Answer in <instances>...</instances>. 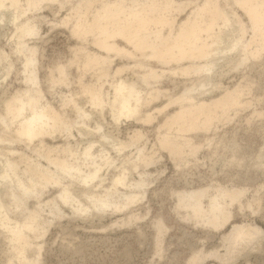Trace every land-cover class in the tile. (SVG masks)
<instances>
[{"label":"rangeland","instance_id":"rangeland-1","mask_svg":"<svg viewBox=\"0 0 264 264\" xmlns=\"http://www.w3.org/2000/svg\"><path fill=\"white\" fill-rule=\"evenodd\" d=\"M121 1L128 7L134 4L143 11L149 5L157 6L158 11L154 14L157 21L150 28L163 30L166 34L172 32L174 36L184 22H189V29L193 31L195 27L191 26L192 23L196 22L197 29L211 18V14L200 12L207 0H37V7L20 19L28 18L38 28V34L27 37V43L36 53L39 87L43 91L41 103L53 105L76 121L72 134L64 131L56 139L48 138L47 142L57 147L53 148L52 155L63 156L61 151L68 143L81 150L87 145V140L82 138L88 136V140L98 141L96 152L101 154V144L105 145L114 162L108 168L103 166L101 174L105 188L110 186L112 176L119 172L117 169L123 163L128 167L130 179H144L149 183L145 188L135 190V193L145 192V197L121 212L93 208L88 214L76 213L63 204L62 212L54 210L53 198L58 195L55 184H36V191L24 197V204L11 197L13 181L1 183L0 199L12 220L23 221L32 211L40 215L41 236L30 231L26 233L29 239L27 261L39 259L38 264H188L190 258L200 252L203 258L198 264H264V38L255 32L251 16L237 0H213L217 10L229 18L228 21L218 19L211 31L201 28L196 45L206 44L210 56L193 60L196 65L211 63L213 69L187 74L182 68L192 61H174L165 65L144 57L141 51H135L121 38L116 40L118 44L133 49L134 56L126 58L125 54L122 56L116 52L108 55L95 47L94 35L86 37L88 40L84 38L85 41L71 29L81 16L92 20L104 3ZM21 3L24 8L27 7L26 0ZM168 6L172 8L166 9ZM262 11L264 13V7ZM143 14L146 16L147 12ZM167 20L172 22V26L165 24ZM261 29L264 30V22ZM15 31L11 12H0L1 113L5 111L6 100L27 88L24 55L16 50ZM246 46V50L243 49ZM84 50L109 57L103 64L108 74L99 79L97 68H85L87 66L82 60ZM256 50H260V54L252 56ZM63 67L65 72L61 76L58 69ZM119 68L122 71L117 74ZM146 73L159 74V79H152L155 81L149 86L139 76ZM120 78L137 83L142 98L138 117L117 121L111 116L109 107L104 110L94 107L82 88L83 85L97 83L103 95L108 97V94L111 96L114 93L113 86ZM237 86L243 89L241 100L245 105L231 110L229 119L216 122L209 131L185 133L190 145L200 148L184 160H175L159 142L164 135L170 136L172 141L177 139V131L162 127L166 114H172L179 110L180 105L193 101L210 102ZM66 101L70 102L66 104ZM73 101L88 111L87 118L78 117ZM148 114L153 116L150 121L145 119ZM83 121L86 125H82ZM15 124L13 122V126ZM5 128L0 118V149H4L0 155V171L4 169L3 160L9 156L5 153L9 149L23 152L27 159L48 165L47 160L31 152V146L30 150L21 142L1 141L6 138ZM80 128L93 134L81 135ZM119 141L130 146L117 151L113 143ZM141 149L149 165L137 160V151ZM14 158L19 159V154H15ZM27 159H20L19 170L29 165L31 161ZM51 168L56 170L54 166ZM64 182L77 185V193L84 189L82 184L79 186L69 176H65ZM9 183L11 187L5 185ZM223 186L228 190L235 187L246 190L241 204H231L229 198L221 199L233 215L225 226L214 228L204 220L199 221L190 208L179 206L177 195L180 191L205 188L204 201L208 206L210 199ZM120 189L127 191L122 187ZM18 192L22 194L20 190ZM158 221L163 222L165 227L160 234ZM243 224L257 228L259 235L254 241H240L234 245V241L230 242L226 237L234 225ZM12 242L11 234L0 226V264H33L21 262V255L14 250ZM38 245L43 247L41 251Z\"/></svg>","mask_w":264,"mask_h":264},{"label":"bare ground","instance_id":"bare-ground-1","mask_svg":"<svg viewBox=\"0 0 264 264\" xmlns=\"http://www.w3.org/2000/svg\"><path fill=\"white\" fill-rule=\"evenodd\" d=\"M26 1L27 7L24 8L21 3L22 0H0V12H11L12 23L15 25L16 30L13 36V38H16L17 40L16 50H18L19 54L24 55V72L27 73L25 80L27 88L23 89V91L20 90V93L9 98V100H6L4 104V114L0 112V115L2 114L0 117L1 122L7 128V131L5 132L6 138H3L1 141L7 139L9 140V143L21 142L25 144L26 147L31 146L33 149L31 150L29 147L31 152L33 151V153L39 158L47 160L48 165L44 166L40 161L36 162V160L32 158L27 159L26 154L23 152H17L13 149L6 150L5 153L9 156H6L3 160L4 169L3 171H0V184H4V182H8V180L13 181L12 183H15L13 185L14 190L13 188H9L11 191L13 190L11 197L19 203H24V197H28V195L36 191V184L41 186L55 184L56 187H58V195L56 199L53 198V209L57 212L62 210V204L73 208L74 212L81 214H88L93 208L99 211L115 209V211L121 212L123 209L145 197V192L135 193V190L145 188L149 183L144 179L138 181L130 179L129 172H127L128 167L122 162L123 164L119 165L117 169L119 172L112 176L113 178H111L112 181L110 186L105 188V181L101 174L103 166L107 165L106 168H108L111 166V163H114L110 153L106 150L105 145L101 144V154H98L95 150L98 141L95 139L88 140V136H83L82 139L87 140V145L81 150L79 149L80 151L76 150L68 143V146H65V148L63 147L64 150L61 151L64 154L63 156L55 157L52 155L55 151L53 148L56 149L57 147L50 145L47 142L48 138L56 139L57 136L64 131L72 134V129L74 128L76 121H72L71 118L69 119V117H66L61 110L59 111V109H55L53 105L49 103H41L43 91L39 87L36 70V53L35 49L30 47L27 43V37L38 34V28L35 24L30 22L28 18L26 20H20L29 10L36 8L38 3L37 0ZM166 1L170 2L171 0ZM237 2L240 6L245 8L251 16L255 32H258V34L260 33L264 38V30L261 29V25L264 22V13L262 11L264 0H237ZM171 8L172 7L170 6L166 7V9ZM144 11L147 12L146 16L143 14ZM144 11L138 9L134 4H132L131 7H128L123 1L120 3L106 2L103 4L101 10L96 11V14L94 13L92 20L90 19L89 21V19L81 16L77 21L75 20L76 22L71 29L79 36V38L82 37L84 39L91 34L94 35V38L92 39L95 40V47L107 52V54H110V52H116V54H125L127 56L126 58H128L134 56V53L132 52L134 49L135 51H141V53L145 55L144 57L147 56L150 57V59L153 58L165 65L174 61L177 63L192 61L189 66L182 68V71L187 74L199 71L207 72L213 69V64L211 63L207 62L203 65H196V63L193 62L195 59H207L210 56L206 44H201L199 42L200 45H196V40L198 41L200 39L199 32L201 31V28L203 27L205 30L211 31L216 25L218 19L225 18V20L228 21L229 18L225 16L222 11L217 10L213 0H207L204 6L200 8V12L211 14V18L206 25L199 26L196 29V22H194L191 26L195 27V29L191 31L189 29V22H184L175 36L172 35V32L166 34L163 30L155 31L152 30V27L150 28V26L153 23L156 24L155 21H157L154 17V14L158 11L157 6L149 5L147 8H144ZM165 24L172 26V22L168 20ZM118 38L123 39V41L125 40V42H127L130 47L132 46L133 49H130V51L128 48L120 46L118 44L119 41H116ZM86 39L88 40V38ZM189 39H192V41H189ZM190 42L193 43V45H189ZM246 48L247 46L243 49L246 50ZM84 51L85 53L83 54H85V57L84 55H81L84 57V59H82L83 64L87 66L85 68L88 69L90 67L91 69L95 68V70L97 68L96 76L99 79L108 74L107 70L104 71L105 68L103 67V64L105 61L109 60V57L88 50ZM260 52V50H256L251 55L257 57ZM58 70L60 72L59 75L61 76L65 72L64 67L59 68ZM121 71L122 70L119 68L116 73L119 74ZM139 76H142L140 77L142 82L150 86V83L155 81L152 79H156L159 74L157 76V74L146 73L142 75L140 74ZM61 81H63V79ZM203 81H201V83ZM97 85V83L83 85L82 88L83 93L88 96L89 101L94 107L97 109L102 108L103 110L105 107H109L111 116L117 121L122 120L123 118L138 117L140 115L142 91L137 83L120 78L113 86L114 93L111 96L108 94V97L103 95L101 87ZM242 91L243 89L237 86L232 90L228 89L222 95L210 102L193 101L190 104H182L180 105L179 110H176L172 114H166L167 116L164 118L165 121H163L164 123L162 127L169 130L174 129L175 132L177 131L178 135L176 141H172L170 136L164 135V137L159 138L160 144L170 151L169 153L175 158V160L178 158L184 160L188 155L196 154L200 147L191 146L185 133L192 131H209L216 122L219 123L221 120L228 118L231 110H235L237 107L239 108L240 106L245 105L243 100H241ZM177 100L179 101V99ZM69 102L70 101H66V104ZM73 104L78 117L85 119L89 116L88 111L83 107H79L76 101H73ZM152 117L153 116L148 114L145 119L150 121L153 119ZM13 122L16 123L14 126ZM82 125H86V122L83 121ZM97 127L101 129L100 125ZM79 133L81 135L93 134L92 132H86L81 128L79 129ZM113 146L117 151H123L128 148L130 144L119 141L113 143ZM142 150L143 149L137 151V160H143L145 164L149 165L150 163L147 161L146 157H144ZM3 151L4 149L1 148L0 155ZM17 153L19 154V159L14 158V155ZM24 158L31 162H29V165L23 170L22 168L19 170L20 162H22L21 160ZM181 159L179 161H181ZM52 166H54L56 170H53L51 168ZM135 168L137 167L135 166ZM65 176L73 178L79 186L82 184L84 186L82 192L80 190L81 193H77L75 189V186L77 185L68 184V182L66 184L64 182ZM5 185L11 187L10 183ZM121 187L127 191H121ZM224 187L225 186L218 189V194L210 199L209 205H206L207 209L204 201L206 195L205 188H200L201 190L193 189L178 192L177 197L179 206L190 208L192 211L191 213L194 214L199 221L204 220L208 225L213 226L214 228L225 226L231 221L233 215L232 212L226 208L222 200L229 198L231 204L234 202H239L241 204L242 195L245 194L246 190L237 189L236 187L233 190H228ZM18 190L21 191V195ZM7 212L5 203L0 199V226L5 228L7 232L11 234V240L13 241L12 244H15V247L13 248H16L14 250H17L19 255H21V262H26V247L29 245L28 235L26 233L27 231H30L35 233V235L39 234L40 215L37 211H32L29 212V216L23 221H15L12 220ZM163 224V222L158 221V234L165 229ZM40 234L39 236H41ZM258 235L259 230L255 227L252 228L246 224L234 225L226 239H229L230 242L234 241V245H236L240 241H254ZM158 245H161V239L159 240ZM38 247L40 251L43 248L41 245H38ZM202 258V253H195L190 258L188 264H198L202 261ZM38 262L39 259L27 261V263L33 264H38Z\"/></svg>","mask_w":264,"mask_h":264}]
</instances>
